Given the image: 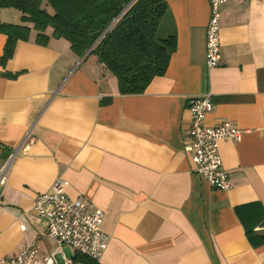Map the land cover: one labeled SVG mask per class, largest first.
<instances>
[{"label":"crops","instance_id":"obj_1","mask_svg":"<svg viewBox=\"0 0 264 264\" xmlns=\"http://www.w3.org/2000/svg\"><path fill=\"white\" fill-rule=\"evenodd\" d=\"M166 2L176 49L138 95H120L96 54L79 56L52 28L39 36L19 10L0 6V25L28 28L4 63L0 32V167L30 142L0 201V258L30 245L39 259L56 250L33 203L60 178L69 198L104 211L111 238L96 264H264V0L220 6L221 58L211 69L208 0ZM206 94L214 109L205 125L226 120L242 131L219 144L226 191L196 173L184 150L188 99ZM55 260L94 264L65 246Z\"/></svg>","mask_w":264,"mask_h":264},{"label":"trees","instance_id":"obj_2","mask_svg":"<svg viewBox=\"0 0 264 264\" xmlns=\"http://www.w3.org/2000/svg\"><path fill=\"white\" fill-rule=\"evenodd\" d=\"M0 6L19 10L39 36L50 27L52 36L66 39L77 55L96 54L116 78L120 95L142 94L152 79L165 74L176 49L174 34L160 36L166 0H0ZM0 32L7 37L4 63L16 41L27 38L28 28L0 25Z\"/></svg>","mask_w":264,"mask_h":264},{"label":"built area","instance_id":"obj_3","mask_svg":"<svg viewBox=\"0 0 264 264\" xmlns=\"http://www.w3.org/2000/svg\"><path fill=\"white\" fill-rule=\"evenodd\" d=\"M224 2L208 0L205 41V64L208 69L216 67L221 58L220 6ZM188 107L191 119L184 150L191 153L196 173L204 177L212 188L226 191L230 189L231 183L223 167L219 144L223 140L238 141L242 131L226 120L212 127L205 125L206 115L214 109L208 94L191 97ZM26 138L10 151L0 167V201L16 157L29 148L30 142ZM67 185V181L56 179L51 188L39 194L33 203V211L45 223V234L57 244L56 250L39 259L36 246L30 245L15 256L0 258V264H56L55 257L61 255L64 246L72 254L84 255L94 262L101 258L111 238L101 229L104 211L82 197L69 198L65 192ZM65 264L70 263L67 261Z\"/></svg>","mask_w":264,"mask_h":264},{"label":"rangeland","instance_id":"obj_4","mask_svg":"<svg viewBox=\"0 0 264 264\" xmlns=\"http://www.w3.org/2000/svg\"><path fill=\"white\" fill-rule=\"evenodd\" d=\"M47 9L49 10L50 8H47ZM170 27H171V25H170V22L168 21V19L166 20L163 17V19H162V21L160 23V36L161 37L168 36V34L166 33V30L165 29L168 30Z\"/></svg>","mask_w":264,"mask_h":264},{"label":"water","instance_id":"obj_5","mask_svg":"<svg viewBox=\"0 0 264 264\" xmlns=\"http://www.w3.org/2000/svg\"><path fill=\"white\" fill-rule=\"evenodd\" d=\"M111 27V26H110ZM91 50V49H90Z\"/></svg>","mask_w":264,"mask_h":264}]
</instances>
